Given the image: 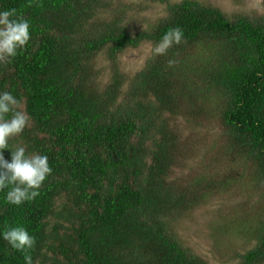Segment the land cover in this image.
I'll list each match as a JSON object with an SVG mask.
<instances>
[{"label": "trees", "instance_id": "obj_1", "mask_svg": "<svg viewBox=\"0 0 264 264\" xmlns=\"http://www.w3.org/2000/svg\"><path fill=\"white\" fill-rule=\"evenodd\" d=\"M148 2L165 14L136 27L128 15ZM9 8L31 34L0 64V91L31 118L9 144L47 155L52 172L19 207L0 191V230L22 226L34 236L35 264H210L175 222L245 182L261 208L215 225L214 247L231 248L241 235L253 245L233 249L229 264H264V13L203 0H0ZM174 27L183 43L151 53L131 77L120 69L124 51L154 47ZM177 118L203 129L204 142L184 136ZM202 144L192 174L174 177ZM0 264H24L23 254L0 239Z\"/></svg>", "mask_w": 264, "mask_h": 264}, {"label": "rangeland", "instance_id": "obj_2", "mask_svg": "<svg viewBox=\"0 0 264 264\" xmlns=\"http://www.w3.org/2000/svg\"><path fill=\"white\" fill-rule=\"evenodd\" d=\"M124 3H139L141 0H119ZM180 1V0H171ZM212 5L220 7L223 11L231 13L235 11H245L248 13L262 14L264 13V0H203ZM165 14V6L158 2H148L143 4L142 10H136L129 13V19L133 21L136 27L145 26L148 21H153L157 17ZM152 46L150 43H142L136 48H130L124 51L120 57V69L129 77L134 75L140 70L146 58L151 54ZM98 66L103 71L104 78L109 75L107 61L103 56L98 57ZM172 123L177 125L179 130L184 136L196 135L195 139H202L204 142L205 131L203 129L191 128L186 125L185 120L177 118L172 120ZM192 132V133H191ZM208 144H202L197 151V154H191L189 161H186L183 168L177 167L173 173L174 177L183 175L184 177L190 171L196 168L198 162L204 155ZM212 153V154H211ZM210 156H213L212 151ZM257 190H253L248 183L244 182V185H237L232 190L220 195H216L214 199H210L207 202L202 203L196 209L192 210L188 215L179 218L175 222V229L178 235L183 240L185 245L192 248L196 253L204 257L210 264H229L231 258L235 257L233 249L245 250L253 245L248 242L241 235L233 240V244L230 246L222 244L221 247H214V237L216 236L215 225L224 223L226 219L232 218L242 219L254 215L260 210V205L257 201ZM226 217L225 219L221 217ZM224 219V220H223ZM222 241L227 242L229 240L226 233L220 235ZM230 243V242H229ZM236 244V245H235ZM224 245V246H223ZM239 245L241 246L240 248Z\"/></svg>", "mask_w": 264, "mask_h": 264}, {"label": "clouds", "instance_id": "obj_3", "mask_svg": "<svg viewBox=\"0 0 264 264\" xmlns=\"http://www.w3.org/2000/svg\"><path fill=\"white\" fill-rule=\"evenodd\" d=\"M29 29V21L17 9H0V64L10 63L26 49L31 38ZM183 41L180 27L169 28L152 47L151 53L164 56L170 48ZM173 63L168 61L169 66ZM30 119L11 92L0 91V191L5 192V203L17 207L38 197L40 188L52 172L47 155L26 153L24 146L15 150L10 147L9 141L23 133ZM5 149L10 150V160L3 154ZM0 239L6 241L12 250L23 254L24 264H35L31 250L36 239L24 227H6L0 230Z\"/></svg>", "mask_w": 264, "mask_h": 264}]
</instances>
